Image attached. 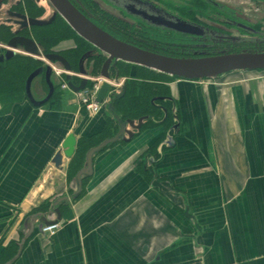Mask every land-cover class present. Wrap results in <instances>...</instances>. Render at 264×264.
<instances>
[{"label":"crops","instance_id":"1","mask_svg":"<svg viewBox=\"0 0 264 264\" xmlns=\"http://www.w3.org/2000/svg\"><path fill=\"white\" fill-rule=\"evenodd\" d=\"M6 9L1 3L0 24L12 36L30 32ZM73 46L65 40L57 49ZM6 48L0 42V55ZM36 79L48 94L44 76ZM64 82L61 75L58 86ZM167 87L169 96L152 103L165 102L155 104L162 112L155 121L168 110L171 127L140 131L147 119L138 130L127 126L131 137L93 157L77 197L75 176L68 188L62 178L71 157L58 168L51 161L67 135L77 142L97 134L104 109L89 114L73 92L58 89V102H48L52 92L36 106L47 94L40 99L31 85L34 102L24 93L7 111L0 103V248L28 234L31 209L69 204L53 234L33 224L11 264H264V71L176 78Z\"/></svg>","mask_w":264,"mask_h":264},{"label":"flooded vegetation","instance_id":"2","mask_svg":"<svg viewBox=\"0 0 264 264\" xmlns=\"http://www.w3.org/2000/svg\"><path fill=\"white\" fill-rule=\"evenodd\" d=\"M25 1L31 3V19L42 17L44 4L49 11V18L54 17L50 24L62 20L47 0ZM67 1L93 25L111 37L145 51L180 58L264 52V0H242L238 1L236 6L228 5L230 0ZM243 1L250 3L249 6ZM21 2L22 0L1 1L2 5H8L10 12L17 14L22 13ZM179 25L187 27L190 32H182L174 28ZM2 27L7 26L0 24V28ZM32 27L35 26H31L30 32L26 35L31 40H33ZM24 33L25 31L21 30L17 35L21 36ZM70 50L52 53L64 58L71 66L68 59ZM90 51V56L85 60L84 71H90L92 76L93 61L103 58L102 65L105 57L93 47ZM48 64L46 65L50 69L57 65ZM118 64L119 62L115 66L117 71ZM72 73L78 75L77 69L74 71L72 69ZM114 75L115 69L109 68L110 78L113 79ZM75 81L74 77L72 82L77 86L79 82ZM89 83L88 81L87 85ZM122 91L119 90L118 93Z\"/></svg>","mask_w":264,"mask_h":264},{"label":"water","instance_id":"3","mask_svg":"<svg viewBox=\"0 0 264 264\" xmlns=\"http://www.w3.org/2000/svg\"><path fill=\"white\" fill-rule=\"evenodd\" d=\"M1 1L2 0H0V4ZM47 1L51 4L56 13H58V15L76 36L88 43L91 47L96 49L101 55L105 57V61L101 65L98 73V76L103 79V82L95 97V102L98 104H101L109 94L111 88L110 83H119L118 71L115 67L117 62L143 67L161 74L168 75L170 77L189 81H201L204 79L213 80L221 75L233 71H264V52H240L199 58H180L161 55L139 49L111 37L93 25L83 15H81L67 0ZM12 15L20 20V24H22L23 28H29L31 26L42 27L50 24L54 19L53 16L48 20H40L27 18L26 16L17 13H12ZM174 28L178 31L190 32V30H187V27L183 25H179ZM18 32L19 30L14 32V36L6 43L7 48L4 54L0 55V63L11 59L17 53H23L24 55L33 57L42 62L47 61V63L58 64L60 67H62L66 73L64 80L71 92H79L86 87L91 72L84 71V64L85 60L90 56L89 53L83 54L78 61L77 72L82 78L80 79L79 84L74 86L72 83L71 67L64 58L58 54L49 53L42 55L43 60H41V54L36 43L29 38L18 36ZM17 50L20 52H17ZM109 68L115 69V75L113 79H111L109 76ZM43 74L45 82L48 86V94L45 99L35 103L36 106L43 105L53 92V84L50 81L51 69L48 66H43L36 69L27 77L24 85V93L26 98L30 102H34L30 93V85L34 79L42 76ZM118 89L122 91L124 87L121 86ZM109 96L111 97L112 95L109 94ZM152 102H154V99ZM107 109L112 111L110 104H107ZM113 117L118 127L117 133L113 137L102 141L86 152L84 156V163L73 179L75 191L73 192L72 197H77L79 195L81 191L82 179L91 176L93 157L102 151L106 146L114 144L118 140L123 139L124 134H127L128 137H131L132 133L126 130L127 126L132 130H138L143 122L147 119L146 117H142L136 121H122L116 115H113ZM75 144L76 141L74 136L72 134L67 135L61 144V151L57 152L51 161L55 168L60 167L63 157L66 159L72 157ZM67 200V197L59 198L56 200L55 205ZM52 211L53 212H51V215L52 213L55 215L53 220L49 221L45 218V216L36 214L31 216L29 219V224H27V221L25 222V226L27 225L29 231H31L33 224L36 222L40 224L39 227L41 225L59 222L60 213L58 208H53ZM29 231L28 234L30 233ZM28 234H26L19 243L16 255L6 264H11L18 257L21 252L24 240Z\"/></svg>","mask_w":264,"mask_h":264},{"label":"trees","instance_id":"4","mask_svg":"<svg viewBox=\"0 0 264 264\" xmlns=\"http://www.w3.org/2000/svg\"><path fill=\"white\" fill-rule=\"evenodd\" d=\"M25 9L27 16L31 17V3L29 1H25ZM31 31L33 38L42 47L43 52H48L61 40L75 38V48L71 49L68 53V59L71 65L75 67L74 70L77 69V63L82 54L86 52L88 48H91L88 43L76 36L61 19L44 27H32ZM24 34H28V32ZM11 36L8 27L0 28V41L5 42L9 40ZM102 60L103 58H98L93 61V75H97L99 72ZM39 66L40 62L38 60L21 54H16L11 59L0 63V103L2 112L7 111L13 103L25 99V81ZM118 69H120L119 76L125 78L123 83L124 89L119 95L111 97L109 104L112 107V111L104 109V122L101 130L91 137H82L77 140L74 153L67 165L66 176L68 180L72 179L82 167L84 156L90 148L113 137L117 133L118 127L113 115L118 116L122 121H136L139 118L147 117L140 131L155 126H160L167 130L172 125V115L168 110L162 122L157 123L155 121L162 118V112L155 104L157 103L165 108H167V106L165 102L161 101L152 103V99L157 97H168L169 90L167 82L176 78L122 62H119ZM59 96H61V94L57 90V87H55L48 102H58L57 97ZM109 146L111 145L105 148ZM82 193L83 191L79 196H81ZM75 199H73V201ZM58 208L62 217H69L68 203L64 202L60 204ZM48 209L49 204L45 203L33 209V212L39 210L46 212ZM18 245V242H9L6 246L0 248V264H6L16 255Z\"/></svg>","mask_w":264,"mask_h":264},{"label":"rangeland","instance_id":"5","mask_svg":"<svg viewBox=\"0 0 264 264\" xmlns=\"http://www.w3.org/2000/svg\"><path fill=\"white\" fill-rule=\"evenodd\" d=\"M238 1L240 2V1H242V0H230L229 2H228V5H231V6H236V4L238 3ZM243 2H245L246 3V6H249L248 4H250V3H248L247 1H243ZM21 5H20V10L22 11V13H21V15H24V16H26L25 14H26V9H25V0H22V2L20 3ZM43 6V9H42V17H40L42 20H48V18L50 17L49 15V11H48V9L45 7V5L43 4L42 5ZM6 8H8L7 7V5L5 6V4L4 5H2V10L4 11V10H7ZM25 9V10H24ZM24 10V11H23ZM44 10H45V12H44ZM20 14V13H19ZM27 17V16H26ZM1 18H4V17H1ZM28 18H31V17H28ZM40 18H37V19H40ZM40 19V20H41ZM10 32H12V31H10ZM31 33H32V31H31ZM12 35V34H11ZM26 35L27 34H21V36H23V37H26ZM13 36H11V38H12ZM11 38H9V39H11ZM27 38V37H26ZM32 39H33V41L36 43V45H37V47H38V49H39V52H40V54H41V56H40V59L41 60H43L42 59V55H44V54H49V53H52V52H62V51H60V50H58L57 49V46L59 45V43L60 42H62V41H65V40H61V41H59V43L57 44V45H55L54 47H52L48 52H43V49H42V47L36 42V40L33 38V35H32ZM67 40H71L73 43H74V46H75V44H76V40H75V38H70V39H67ZM66 40V41H67ZM0 42H2V41H0ZM8 42V40L7 41H5V42H2V45L3 46H5L6 47V43ZM89 50V51H88ZM6 51V50H5ZM85 53H89V54H91V51H90V48H88L87 50H86V52ZM32 58V57H31ZM33 59H35V58H33ZM70 61V60H69ZM79 61V60H78ZM40 62V61H39ZM45 64H48L47 63V61L45 62H40V66L38 67V68H40V67H43V66H46ZM49 65V64H48ZM78 65V64H77ZM85 65V64H84ZM55 67H56V69L57 70H62L61 68H60V66L57 64V65H55ZM71 67V70L73 69V71H74V66H70ZM37 68V69H38ZM119 70L120 69H118V79H119V83H122L119 87H121V86H123V82H124V80H122V77H120L119 76ZM64 71V70H63ZM51 73L52 74H54V75H52L51 76V78H50V80L52 79L53 80V82L55 83V85L57 86V89L58 90H62L61 88H60V86H58V84H59V79H60V76H56V74H55V72H53L52 70H51ZM61 75V74H60ZM43 76H44V74H43ZM53 76H55V77H53ZM64 76V75H63ZM55 78H58V80H56ZM95 79V78H100L99 76H98V73H97V75H93L92 74V76L91 75H89V82H90V79ZM119 83H117V84H119ZM114 83L113 82H111L110 83V86H111V88H110V93H111V95H112V97L113 96H116V95H118V94H120V93H118L119 92V89H118V87H116V88H114V87H112V85H113ZM38 87H41V89H42V91L39 93L38 92V90H40V88H38ZM32 89H33V92L35 93V94H37V96L38 97H40V99H42L44 96H46V94H47V88H46V86H45V84L42 82V84H38V81H37V79H35L34 80V82H32L31 83V91H32ZM63 94L64 95H66L67 93H66V91H63ZM109 95V94H108ZM110 99L111 98H107L106 99V102L103 104V106H102V109H107V104H109V102H110ZM84 110H85V108L83 107V106H81ZM108 110V109H107ZM86 111V110H85ZM84 163V162H83ZM66 170H67V167L65 168ZM66 170L64 171L65 173H66ZM65 177H66V175H65ZM64 177V175L62 176V178H63V180L65 181V183L67 184V188H68V185L71 183V181L72 180H68V178H65ZM72 189L74 190V188H73V185H72ZM71 189V192H68V194L69 195H71L72 194V190ZM74 192V191H73ZM68 202V201H67ZM49 204V209L48 210H46V212H42V210H39V211H35V212H33V209H31L30 210V212H28L27 213V215L28 214H39L40 216H45V218H46V216L47 215H49L52 211L50 210V209H52V203H48ZM48 219V218H47ZM53 220V219H52Z\"/></svg>","mask_w":264,"mask_h":264},{"label":"built area","instance_id":"6","mask_svg":"<svg viewBox=\"0 0 264 264\" xmlns=\"http://www.w3.org/2000/svg\"><path fill=\"white\" fill-rule=\"evenodd\" d=\"M52 70L53 72H55L57 77L66 74L65 71L57 70L55 67H52ZM71 76L77 79L81 78L80 75L73 73L71 74ZM102 82L103 79L101 78L90 79L91 84L89 86L85 87L83 90L79 92L73 93L77 104L83 106L89 114H95L101 111L103 104L106 102V100H104L103 103L101 104L95 102L96 94ZM121 84L122 83L113 84L112 87L116 88L119 87ZM60 88L62 90H68L67 84L65 82L60 84ZM59 226H60L59 222L47 224V225H41L39 227V231L41 234L50 235L53 234L57 229H59Z\"/></svg>","mask_w":264,"mask_h":264}]
</instances>
